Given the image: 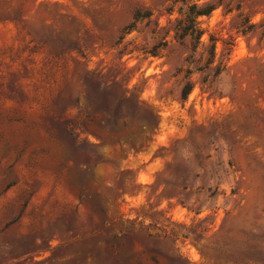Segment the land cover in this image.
Returning a JSON list of instances; mask_svg holds the SVG:
<instances>
[{
  "label": "rangeland",
  "instance_id": "1",
  "mask_svg": "<svg viewBox=\"0 0 264 264\" xmlns=\"http://www.w3.org/2000/svg\"><path fill=\"white\" fill-rule=\"evenodd\" d=\"M0 264H264V0H0Z\"/></svg>",
  "mask_w": 264,
  "mask_h": 264
},
{
  "label": "trees",
  "instance_id": "2",
  "mask_svg": "<svg viewBox=\"0 0 264 264\" xmlns=\"http://www.w3.org/2000/svg\"><path fill=\"white\" fill-rule=\"evenodd\" d=\"M194 9H196V6H194L192 8V10H194ZM209 13H210V11L209 12H199L197 15H208ZM191 33L194 34L195 30H192ZM177 34H179V32H177ZM188 35H190L189 29L182 30V34H180V37L185 38ZM88 83H90L89 80H88ZM104 90H106V89H104ZM189 93H190V87L188 89H186V91L184 93V97L186 98V96ZM95 97L97 99L96 104H95V109L97 111L104 112L106 114V116L110 117L109 118V125H111L112 130H115V124L121 119V117H122L121 115L125 110V103H123L121 100H125L127 98L126 95H123V97H121L120 100L116 101V103H109L107 101V99L109 98V94H107V93L99 92L98 96H95ZM140 110H141L140 105H137L135 107V109H132L131 110V114H132L131 117H133V118H131V119H138L141 123L148 125L151 129L158 130L159 126H160V120H159L157 113L154 110H149L150 118L153 119L155 117L157 119V121L154 124V122H151V120H145V118H143L141 116ZM150 118H148V119H150ZM72 130L73 129L72 128L70 129L68 126L65 128V133H67L69 136H71V138H73V135H74ZM77 142L78 141L75 140V143H74L75 146H77Z\"/></svg>",
  "mask_w": 264,
  "mask_h": 264
}]
</instances>
